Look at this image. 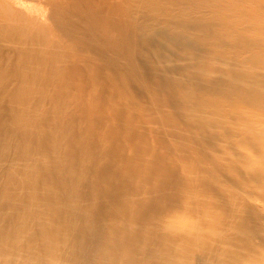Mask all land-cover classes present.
I'll list each match as a JSON object with an SVG mask.
<instances>
[{"label":"bare ground","instance_id":"1","mask_svg":"<svg viewBox=\"0 0 264 264\" xmlns=\"http://www.w3.org/2000/svg\"><path fill=\"white\" fill-rule=\"evenodd\" d=\"M49 1L42 21L0 18V264H264V226L246 210L251 172L239 173L256 167L208 174L218 155L193 125L171 126L189 115L158 77L174 75L153 31L179 37L177 20L208 18V0H173L164 11L150 0ZM228 1L209 5L232 29L246 20L228 18L238 11ZM202 24L195 31L205 35ZM195 34L180 37L208 46ZM114 230L125 240L107 245Z\"/></svg>","mask_w":264,"mask_h":264},{"label":"rangeland","instance_id":"2","mask_svg":"<svg viewBox=\"0 0 264 264\" xmlns=\"http://www.w3.org/2000/svg\"><path fill=\"white\" fill-rule=\"evenodd\" d=\"M150 1L155 7L164 11L167 9V4L172 3L173 0ZM198 1L200 4L207 2V0ZM209 1L208 18L199 13H185L177 20L175 27L179 37L172 33L168 34L160 27L153 31V35L157 36L161 48L156 46L154 51L158 55H163L162 60L167 61L163 65L169 64L174 75L169 77L166 69L158 77L165 83L169 81L168 87L172 91V106L186 113L181 114L182 117L189 115L188 120L180 121L179 125L172 124L171 126H179L184 130L193 125V128L189 130L191 135L195 138H208V146L212 148V153L218 155V158L215 156L213 161L218 162V166L215 165L218 170H215L214 164L211 163L212 167L210 164L208 166V174L225 178L230 170L226 172L223 169L234 166L235 162L242 164L246 162L249 166L256 167L252 170H250L252 167H248L250 169L245 168L239 173L245 177V173L253 172L252 176L250 173L245 177L244 186L253 192L246 210L252 211L250 214L257 216L252 222H259L256 224H261L259 231L262 232V225L264 226V0H229L228 5L236 7L238 11L230 9L232 13L227 12L225 15L231 13L228 18L234 15L244 16L243 20H246L239 27L232 29L224 27L227 26L226 22L212 18L216 14L219 16V14L214 13L215 10L210 7ZM48 3H50L49 0H0V18L20 12L26 17L42 21L44 15L49 12ZM66 5L69 7L67 2ZM135 5L142 6L139 3H133L131 6ZM59 8L54 4V9L59 11ZM187 17H195L198 23L186 21ZM241 20L239 19V22ZM203 21L208 22V33L200 35L202 33L195 30H201ZM218 22L220 23L219 27L212 28V25H216ZM187 31L197 33L195 34L197 37H203V41H207L208 46L200 47L183 40L180 36L185 37L184 33ZM149 38L146 36L147 40ZM207 53L208 60L205 59ZM101 67L104 76L109 77L105 65L102 64ZM195 71L199 73V77L197 76L198 73L192 76ZM202 72L203 74H201ZM187 91L191 92L192 104H189L182 95ZM199 95L201 98H197ZM204 105H208V111L205 110ZM145 107L151 108L148 104ZM212 109L216 111V114L212 113ZM195 113H202L201 119L197 118ZM124 121L128 123L127 119ZM135 131L150 133L147 129ZM165 132H167L165 133L167 136H171L170 140L175 141L169 130H165ZM162 135L164 142H166L168 140L166 135L163 133ZM180 140H182L180 141L181 144L187 141L185 139ZM241 143L243 145L238 146ZM192 148L191 151L194 149V152L198 151L197 147ZM255 148H257L256 152H254ZM208 158H212V156ZM218 159L224 163L221 165ZM240 175L237 176L239 179ZM228 186L232 187V185ZM239 195L247 197L244 196L246 194L239 193ZM208 196L221 200L210 193ZM114 217L118 220L119 214L115 212ZM116 226L127 227L125 222L116 224ZM124 231L127 232V229ZM106 235L110 237L107 245H110L112 241L119 242V239H122V242L125 240L121 238L119 233L116 234L115 230L114 234L108 233ZM258 244L260 248L264 249V233L258 240ZM114 245L118 248V243ZM136 264L138 263L136 262Z\"/></svg>","mask_w":264,"mask_h":264}]
</instances>
